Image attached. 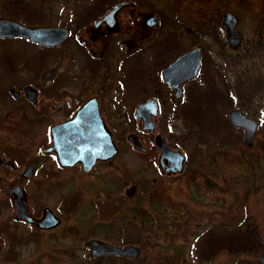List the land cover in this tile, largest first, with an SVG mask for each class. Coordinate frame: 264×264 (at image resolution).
<instances>
[{
    "label": "flooded vegetation",
    "instance_id": "obj_1",
    "mask_svg": "<svg viewBox=\"0 0 264 264\" xmlns=\"http://www.w3.org/2000/svg\"><path fill=\"white\" fill-rule=\"evenodd\" d=\"M150 1L92 0V8L75 12L67 8L68 0H0V264H5V257L18 255L16 249L22 250L20 237L44 243L39 252L49 257L52 238L61 245L64 240L77 243L84 229L81 225L97 217L101 208L104 213L112 212L111 219H115L119 204L117 218L125 223L131 212L137 216L134 207L124 204L127 199L139 196L144 200L148 191L151 200L160 205L168 180L184 178L188 156L165 137L164 112H173L180 104L194 107L195 80L203 64L210 76H228L224 69L228 56L240 64L245 44L238 25L241 0H207L205 49L199 44L187 45L181 37L173 14L177 3L164 11L156 9L160 0ZM254 13L264 24V12ZM163 15L172 17L168 21L172 23V41L157 45ZM260 26L263 30L264 25ZM35 28L46 35L32 38L29 29ZM187 32L191 37L196 34L190 25L184 26ZM260 44L256 39L254 54ZM193 49H198L199 55L196 74L183 78L178 71L163 74L179 56ZM129 61L142 73L139 84L133 85L137 91L133 97L128 94ZM220 92L228 95V89ZM232 109L240 108H229L224 122L241 128L244 134L243 128L229 119ZM148 113L155 124L153 130L145 127ZM118 129L123 130L121 136ZM130 133L136 134L141 147H135ZM157 133H162L171 149L183 154L181 170H173L179 155L175 159L171 152L161 156L155 143ZM253 141L252 136L251 144H244L252 146ZM108 146L115 152L101 157ZM221 156L208 153V163L218 164ZM60 157L71 163L62 164ZM132 158L138 166L131 164ZM134 167L141 169L138 181L130 178ZM117 176L123 180L119 179V189ZM131 186L135 190L130 195L127 190ZM61 188L67 198L63 209L80 206L71 219L55 204ZM18 205L24 208V215ZM47 209L59 221L46 227L38 220ZM220 214L219 221H226ZM92 237L100 238L92 235L83 242Z\"/></svg>",
    "mask_w": 264,
    "mask_h": 264
},
{
    "label": "rangeland",
    "instance_id": "obj_2",
    "mask_svg": "<svg viewBox=\"0 0 264 264\" xmlns=\"http://www.w3.org/2000/svg\"><path fill=\"white\" fill-rule=\"evenodd\" d=\"M148 3L151 1L148 0ZM175 3L177 6L175 5L176 10L173 14L179 25L181 37L187 45L199 44L205 49L208 20L204 12L206 7L208 8L207 0H160L156 9L171 10ZM92 6V0H68L67 8L77 12L80 10L78 8ZM256 10L264 12V0H241L238 6L240 18L238 25L244 34L245 43L240 50V64L228 56L227 65L224 66L228 76H210V71L208 72L203 64L201 75L195 80L198 87L194 107L185 108L180 104L173 112H164V116H167L163 127L165 137L187 154L189 163L182 180L177 177L168 180L166 192L173 197L176 205L183 207L182 209L185 207L194 214L199 216L201 214L200 225H188L187 220L181 217L182 213L179 218L171 213V210L164 209L162 212L161 209H155L157 204L146 191L144 200L136 196L124 203L128 207H134V211L137 212L135 218L131 212L130 218L125 219V223H120L122 220L117 218L120 206L117 203L115 219H111L112 212L104 213L101 208L97 217L86 219L84 225H81V229H84L80 233L81 240L77 243L64 240L61 245L52 238V253L48 257L39 252L43 249L44 243L39 245V241L35 239L32 241L28 236L24 239L20 237L18 243L21 244L22 250L16 249L18 255L5 257V264H162L164 257L168 259L164 264H260L258 257L264 251V152H259L258 155L246 154L248 169L241 171L233 165L228 177L223 175L218 164H209L207 157L210 152L219 153L222 150L224 158L234 161L235 153L243 150L245 154L246 147L241 128L224 122L229 108L238 107L256 117L258 124L253 140L264 136V29L257 27L260 26L258 24H261L262 17L255 15ZM171 18V15L161 17L160 26L163 29L156 39L157 45L172 41V23L168 22ZM185 25H190L196 31L195 36L191 37L189 32L184 33ZM263 25L262 23L260 27ZM256 39H260L261 44L259 52L254 54ZM129 63L131 87L128 88V94L133 97L137 93L133 85L139 84L142 73L134 61ZM259 71L262 73L261 76L257 75ZM205 74L208 76H204ZM227 89L228 95L225 97V93L220 91ZM187 103L186 100L185 104ZM122 131L117 130L119 136ZM226 151L229 154H226ZM131 164L139 165L135 158H132ZM133 169L134 173L130 178L138 181L141 179V169L139 167ZM122 172L123 170L117 171ZM119 179L123 181L122 177H116L117 189L121 183ZM208 180L213 182L211 188L205 185ZM117 193L121 194L120 191ZM212 197H215L214 201L210 199ZM229 199L236 203L228 205ZM240 199L242 201L238 202ZM54 200L56 205L61 206L64 217L71 219L77 215L79 203L75 204L73 209H63L67 198L62 188ZM237 203L242 205L240 209L235 207ZM220 213L226 216V221H219ZM145 218L153 222L152 232L144 231L147 229L142 223ZM109 219L111 222L107 223ZM228 220L230 222L226 224ZM163 230L173 233V238L181 240V243L176 241L171 247L169 240L157 248L154 233ZM92 235L109 238L111 243L118 245L135 244L141 247L140 254L137 257L105 254L94 258L83 242V239ZM142 240L147 247L140 243ZM176 248H180L181 256L187 260L176 259L174 255Z\"/></svg>",
    "mask_w": 264,
    "mask_h": 264
},
{
    "label": "water",
    "instance_id": "obj_3",
    "mask_svg": "<svg viewBox=\"0 0 264 264\" xmlns=\"http://www.w3.org/2000/svg\"><path fill=\"white\" fill-rule=\"evenodd\" d=\"M30 35L32 38L35 37H42L46 35L43 33L40 29H29ZM191 33H193V30L190 29ZM37 39V38H36ZM193 57V58H192ZM199 66V55H198V49H193L191 51H188L187 53L182 54L179 56L174 62H172L168 67H166L163 71L164 73L178 71L181 74V78L183 77H190L191 75H194L197 73ZM186 75V76H185ZM180 78V79H181ZM179 96V95H178ZM148 104V103H146ZM144 103V105H146ZM140 110V109H139ZM140 116V113H137ZM229 119L230 121L237 126H241L244 130V138L243 141L246 144H251L252 142V136L255 133L257 129V120L249 117L244 112H242L240 109H232L229 112ZM145 127H148L149 129L153 130L155 128V124L152 121L149 113L147 117H145ZM102 131L105 134V129H102ZM129 137L134 142L135 147H141V144L139 143L136 134L130 133ZM100 142H103L102 135H100ZM155 143L160 147L161 156L167 155V154H174V159L177 158L179 155L180 160L178 161V164L174 166V171L181 170L183 154L179 150H173L169 147L166 140L164 139L162 133H157L155 135ZM115 152V149L112 147H107V150L104 152H101V157H110ZM60 162L62 164L71 163L68 161L66 157H60ZM135 190V186H131L128 190V194H132ZM19 213L20 215L23 214V207L21 205H18ZM26 219H31V217L26 216ZM58 217L51 211V209H47L45 213L43 214L42 219L38 220V224L41 226H51L58 223ZM85 246L89 247L90 249V255L94 258L101 257L105 254H112V255H122V256H131V257H137L140 254V248L139 246L131 243H127L124 245H118L111 243L110 241L100 239V238H88L84 241ZM259 263L264 264V251L259 255L258 257Z\"/></svg>",
    "mask_w": 264,
    "mask_h": 264
},
{
    "label": "trees",
    "instance_id": "obj_4",
    "mask_svg": "<svg viewBox=\"0 0 264 264\" xmlns=\"http://www.w3.org/2000/svg\"><path fill=\"white\" fill-rule=\"evenodd\" d=\"M263 137L261 139H254L252 146H246V144H245V147H246L245 154H243V150L239 151V153H235L236 157H235L234 161H232L231 159H228L226 157L224 158L223 154H222L224 152L222 150L219 151V153L222 154V156L218 160V166L221 167V169L223 171V175L225 177H228L229 173H231V167L233 165H236L241 171H246L248 169V167H249V166H247L248 159H247L246 154L251 155V154L254 153V154L258 155L259 152H264V138ZM225 153L229 154V152H227V151ZM230 155H231V153H230ZM235 174H236V172H235ZM243 179H245V177ZM205 185L207 187L213 186V182L208 180ZM214 186H215V184H214ZM228 193L229 192H227V194ZM161 195H162L161 196L162 197L161 201H162L163 205H161V204H160L161 206L157 205V207H154L155 209H161L162 212H163L164 209L166 211L171 210V213H174V215L177 214L179 218H180V214L182 213L181 217L187 220V224L188 225H200V220L202 219L201 214H200V216L197 215V214H194V212L189 211L185 207H184V209H182L183 207L176 205V203L174 202L173 197L170 194H168L166 191L163 194H161ZM204 198H206V197H204ZM237 198H239V197H237ZM237 198H236V201H237ZM229 201H230V199H229ZM236 201H230V203L228 205H231V203H236ZM241 201H242V199H240L238 202H241ZM227 202H228V198L225 199V208L227 206L226 205ZM157 203L159 204V202H157ZM235 207L240 209L242 207V205L240 203H237ZM145 219H146V221H145L144 225L146 226L147 231L148 232H152L153 222H149L150 219H148V218H145ZM229 222H230V220H228L226 222V224H229ZM171 232H173V231H171ZM154 235H155L154 238H155L156 244L158 245L157 248H160L161 245H163L164 243L168 242L169 240L171 241V247L174 246V243L176 241H178V243H181V240H177V239L173 238L174 237L173 233L167 232L165 230H163V232L161 231L160 233H158V232L154 233ZM140 243H142V245L147 247L143 240ZM180 248H181V246H180ZM180 248L174 249L175 250L174 251V255L176 256L177 260L179 259V260H184L185 261L187 259H184L181 256L182 254L179 251ZM167 260L168 259L166 257H164L163 261H162V264H164V262L167 263Z\"/></svg>",
    "mask_w": 264,
    "mask_h": 264
}]
</instances>
